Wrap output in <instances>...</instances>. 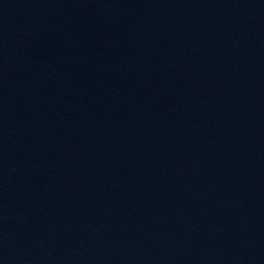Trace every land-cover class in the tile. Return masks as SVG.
Masks as SVG:
<instances>
[{
  "label": "water",
  "instance_id": "95a60500",
  "mask_svg": "<svg viewBox=\"0 0 264 264\" xmlns=\"http://www.w3.org/2000/svg\"><path fill=\"white\" fill-rule=\"evenodd\" d=\"M62 264H264V0H87Z\"/></svg>",
  "mask_w": 264,
  "mask_h": 264
}]
</instances>
